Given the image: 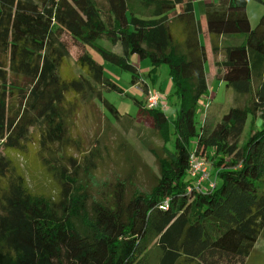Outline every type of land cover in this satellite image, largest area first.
I'll return each mask as SVG.
<instances>
[{"label": "trees", "instance_id": "16d2710c", "mask_svg": "<svg viewBox=\"0 0 264 264\" xmlns=\"http://www.w3.org/2000/svg\"><path fill=\"white\" fill-rule=\"evenodd\" d=\"M214 1L199 20L194 0H0V264H264V13L252 27L248 0ZM202 32L215 78L235 97L220 122L198 129L196 103L208 93ZM67 38L81 47L74 61ZM90 49L134 83V53L171 68L182 101L174 149L164 145L148 191L127 192L128 178L109 201L90 200L77 177L70 128L83 102L122 115L103 97L118 87ZM142 111L170 142L163 108ZM250 113L263 127L239 146ZM121 149L137 160L131 143ZM193 153L216 170L205 191L191 176Z\"/></svg>", "mask_w": 264, "mask_h": 264}, {"label": "rangeland", "instance_id": "374dc122", "mask_svg": "<svg viewBox=\"0 0 264 264\" xmlns=\"http://www.w3.org/2000/svg\"><path fill=\"white\" fill-rule=\"evenodd\" d=\"M194 7L197 19L202 20L205 1L194 0ZM263 13L264 3L261 0L247 1V14L252 27L257 25ZM200 40L202 43L208 44L205 69L209 90L196 103L195 117L198 129L204 120L212 128L220 122L222 116L234 106L235 97L232 88L227 87L225 83L213 76L214 64L211 59L209 37L202 32ZM67 42L72 61H74L81 52V47L75 45L71 38H67ZM98 43L108 50L119 54L123 53L120 43L113 44L106 38L100 39ZM90 51L94 58L103 65L104 76L117 85L118 90L104 87L102 91L103 97L114 104L122 115L116 120L114 114L102 104L98 108L95 104H89L82 99L85 104L83 102L80 113L70 128V136L74 141L70 153L73 154L78 164L79 174L77 177H80L83 184L88 186L90 200L109 201L118 190L119 184L124 183L128 178L129 182L133 184L127 182V192L129 190L148 191L155 184L157 175H159V159L165 161L168 158L163 150L164 145L168 144L169 149H174L173 124L182 101L176 93L171 68L166 63L155 66L151 58L141 59L138 54L134 53L130 56L132 64L138 69L137 79L134 83L133 72L110 63L93 49ZM145 85L148 87V93L143 90ZM148 94H158L159 96L160 101L157 107H162L168 116L170 142H168V134L165 131L156 130L153 127L152 119L142 111L143 108L148 107ZM262 127L261 116L250 113L240 137L239 146L246 144L253 130H260ZM38 135L39 131L35 130L31 138L32 148L35 150L38 149ZM122 141L131 143L138 155L137 160L131 161L128 156L124 155L125 153H122ZM200 157L208 162L209 168L208 164L206 168L207 171L209 169L213 180L216 174L215 168H211L209 159L204 156ZM25 162L26 158H19V163L23 168L26 167ZM202 189L205 191L207 187L204 186ZM257 247L264 250L263 239L259 240Z\"/></svg>", "mask_w": 264, "mask_h": 264}, {"label": "built area", "instance_id": "2783aa9c", "mask_svg": "<svg viewBox=\"0 0 264 264\" xmlns=\"http://www.w3.org/2000/svg\"><path fill=\"white\" fill-rule=\"evenodd\" d=\"M159 96L158 94L150 95L148 97V107L150 108H156L159 104ZM158 104V105H157ZM208 105V104H207ZM209 106V105H208ZM190 163H191V176L196 178V185L198 188H203L206 186L207 188L214 185L213 180L211 179L210 171L206 168V165L208 164L207 161H205L202 157L196 154H192L190 157ZM209 168V164H208ZM207 181V182H206ZM204 183V186L203 183ZM197 188V189H198Z\"/></svg>", "mask_w": 264, "mask_h": 264}, {"label": "crops", "instance_id": "0c3cea01", "mask_svg": "<svg viewBox=\"0 0 264 264\" xmlns=\"http://www.w3.org/2000/svg\"><path fill=\"white\" fill-rule=\"evenodd\" d=\"M205 2L207 0H204ZM227 40L230 42V43H235V42H241L242 41V37H237V36H231L229 38H227ZM215 67H214V73H213V76L215 77ZM207 81H208V78H207ZM224 83V82H223ZM208 90H209V81H208ZM213 97V96H211ZM215 178V177H214Z\"/></svg>", "mask_w": 264, "mask_h": 264}]
</instances>
